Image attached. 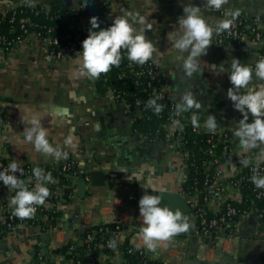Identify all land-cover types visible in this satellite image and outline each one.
<instances>
[{"label":"crops","instance_id":"0c3cea01","mask_svg":"<svg viewBox=\"0 0 264 264\" xmlns=\"http://www.w3.org/2000/svg\"><path fill=\"white\" fill-rule=\"evenodd\" d=\"M20 1L25 0H0V10ZM35 2L52 6L75 4V0ZM191 2L202 7L204 0ZM112 3L107 10L112 22L115 16L122 15L124 11L139 12L141 15L152 13L148 18L154 21V25L145 35L158 49L153 59L160 65L167 80L169 94L179 100L186 90L193 91L201 103L197 112L199 122L204 124L209 114L215 115L218 125L233 134L235 122L243 117L227 97V90L232 85L229 72L220 73V65L223 64L225 69L230 68L231 60L235 57L254 67L259 58L257 50L249 44L212 41L207 54L200 58L199 71L189 78L184 75L181 62L177 60L180 53L171 48L167 38V34L177 26L178 17L183 14L182 5L188 0H112ZM229 8L264 18V0H229L219 11L202 7V13L214 25ZM135 27L139 28L140 25L136 24ZM77 56L70 54L56 59L43 52L40 44L34 40H25L12 52L0 50V129L4 122L10 125L11 159L18 160L20 166L41 167L45 174L58 171V176H53V180L61 183L63 158L56 159L39 153L25 141L23 132L26 125L21 119L22 112L39 113L43 126L48 130L50 143L73 159L75 169L82 173L101 169L108 176L106 186L92 185L88 178L84 188L79 185L80 176L74 198L60 206L53 204L58 209L56 214L59 219L49 221V224L56 223L63 227L41 234L30 226H24L19 233L1 238L0 264H81L82 257H73L68 250L69 244L81 247L86 242V226L81 222L93 228L101 221H110L119 213L122 214V229L111 236L117 242L116 247H97L94 255L96 264H122L126 258V246L141 245V197L145 193L159 195L161 191L178 192L183 196V156L173 150L169 141L145 139L136 131L134 114L125 104L109 99L106 91L101 92L99 80L95 82V79L78 74ZM211 64L217 65L215 73L211 72ZM253 82H257L255 76ZM191 115V110L186 112L190 122ZM252 119L249 114V122ZM69 134L75 137L74 147L64 145ZM235 138L237 161L245 155L254 158L260 151V148H255L243 153L239 139ZM3 143L4 138L0 133L1 154ZM235 164L232 163L233 166ZM10 196L11 191L0 186V200L6 201ZM162 203L168 206L166 199ZM183 215L189 219V230L161 243L157 250H163L161 259L166 256L168 260L154 262L264 264V223L259 222L255 214L244 221L238 230L235 255L218 254L212 241L196 232L191 212ZM47 233L50 234L48 245L44 242ZM63 247H67L66 251L58 252Z\"/></svg>","mask_w":264,"mask_h":264},{"label":"built area","instance_id":"2783aa9c","mask_svg":"<svg viewBox=\"0 0 264 264\" xmlns=\"http://www.w3.org/2000/svg\"><path fill=\"white\" fill-rule=\"evenodd\" d=\"M106 4L108 10L113 5L112 0H104L102 5ZM63 5L70 7L68 13L74 16H82V24L78 28L72 25L70 27L71 31L54 32L53 27L40 24L31 16V13L35 15H39L41 12L49 14L52 11V5L35 2V6H28L25 1H20L19 3L9 4L1 9L0 26L7 16L10 15V10H13V12L9 21L15 22L18 19V26L10 27L8 30L9 34L0 31V50L12 52L17 50L25 40H34L40 44L43 52L56 59H63L70 54L79 55V52L82 51V42L89 35L90 19L94 16L93 9L86 0H75L74 5ZM19 14L22 17H19ZM52 18L62 20L65 16L57 14L52 16ZM212 41L218 43L234 42L237 44H249L257 50L259 57H264V18L240 13L233 21L231 29L219 35L214 33ZM122 53L127 55L126 50L122 49ZM100 77L95 79V82ZM119 79L133 81L139 91L147 94L146 103L150 98H158L157 103L162 105V113L166 111V123L168 125L165 128L167 131L166 140L169 141V145L175 152L183 156V169L185 171L183 184L190 180L192 167H197L198 165V169H196L197 174H201L202 176L200 184L196 182L191 187V191L183 189L182 192L186 203L190 207L196 232L204 238L210 239L218 254L235 255L237 253H235L237 238L239 237L238 230L242 223L252 214L257 216L259 222L264 223V188H257L251 180L253 167L255 166L253 156L245 155L237 161L236 138L234 134L220 125H217L216 130L211 132L203 127L201 123V127H193V131L200 137V144L193 151L187 148L184 141L185 133L182 131L176 132L173 128L184 127L187 124H191V122L188 120L186 112L179 116L176 115L175 105L179 100L169 94L167 80L162 74L160 65L154 59L144 65H139L128 60L127 64L120 69ZM105 94L109 99L125 104L126 108L134 114V122L139 118H152L151 115H147L145 112L147 109L146 105H138L136 109L132 110L128 103L121 101L122 94H126V96L130 95L131 98L140 101L141 99L137 96L136 92L124 93L109 85L106 88ZM162 113L160 112L158 116H161ZM175 120L180 121V126L174 124ZM9 128L10 125L4 122L0 129V133L4 138L1 150L2 154L0 153V170L6 168L13 161L10 154L12 139L9 136ZM135 130L138 131L136 128ZM159 133L160 129L157 130V134ZM141 135L145 139H148L147 136ZM197 152L203 153L204 159H198ZM243 159H249L250 164L245 166L242 163ZM233 162H236L234 166L232 165ZM20 167L23 168L24 174L19 178L24 180L30 189L33 188L35 186L33 169L37 166L24 164ZM259 170L260 174L264 175V163L259 165ZM81 174V170L74 168V161L70 156L63 158L60 175L69 182L68 190L65 191L62 183L54 180L53 183L47 184L50 195L44 205L36 206V212L30 218L21 219L13 214L11 196L6 201L0 200V240L1 238L19 233L24 226H30L41 234L49 230L46 223L57 220V218L59 219L56 214L58 209L54 208L53 204L60 206L63 202H68L74 198L77 180ZM17 175L19 176V173ZM30 178H32V183H29ZM0 186L10 190L2 181H0ZM11 193L12 196L15 195L14 191H11ZM235 203H240L244 206L239 207ZM42 206L50 209L52 216L38 214L42 210ZM81 223L88 229L85 235V253L87 254V258L82 259L81 264H96L97 258L94 255V251L97 247L105 248V246H108L109 241L112 240L111 234L116 232L115 229L112 230L109 226L119 229L122 224V214L119 213L110 221H101V223L93 228L87 226L88 224L84 221ZM97 232H105L104 234L108 235V237L106 239L104 237L100 243L94 244ZM68 250L73 257L81 256L75 244H69ZM159 251L156 249L153 252L143 246L130 245L125 251V256L127 254H137L140 257L139 264H152L154 260L161 262L168 260L166 256L161 259L163 250ZM39 256L42 258V253ZM127 261L126 257L122 264H129ZM172 262L174 263V261Z\"/></svg>","mask_w":264,"mask_h":264},{"label":"clouds","instance_id":"9594fccd","mask_svg":"<svg viewBox=\"0 0 264 264\" xmlns=\"http://www.w3.org/2000/svg\"><path fill=\"white\" fill-rule=\"evenodd\" d=\"M28 6H35V0H25ZM229 0H204L203 8L206 10L219 11ZM183 14L178 17L177 26L167 34L171 48L180 55L177 60L181 62L183 73L186 77H192L199 71L200 58L206 55L212 44L214 33L221 34L230 30L233 21L239 16V10L226 9L223 18L217 20L213 26L205 19L202 7L192 3L183 4ZM148 15L139 12L124 11L122 15L114 17L111 26L101 28L99 18L91 17L89 35L82 42V51L77 56L79 64L78 74L92 79H98L101 74L108 73L113 66L118 67L122 60V49L127 52V59L139 65H144L153 59L158 51L151 40L146 38L145 32L152 29L154 21L149 20ZM139 24L140 27H135ZM99 29V30H97ZM187 54V55H185ZM211 72L215 73L217 65H209ZM229 72L231 87L227 90V97L232 101L236 110L242 113V119L235 122L233 134L239 139V146L243 153L260 148L253 158L252 183L257 188H264V175L260 174L259 165L264 163V57H259L254 64L242 63L240 59L233 58L230 68L225 69L220 65V73ZM255 76L257 82H253ZM244 91H241V90ZM158 98H150L146 107L153 108L156 114L162 111V105L157 103ZM201 103L196 99L193 91L186 90L175 105L177 116L184 112L192 111L191 124L194 128L201 127L198 110ZM249 114L253 117L249 122ZM22 121L26 127L23 132L25 141L34 146L35 150L56 159L66 156L59 147L54 146L48 139V130L43 126L42 117L39 113L22 112ZM174 124L180 126V121ZM215 115L209 114L204 121L203 127L208 131L217 128ZM64 145L75 146V137L69 134ZM245 166L250 164L249 159H243ZM19 173V176L17 175ZM24 170L18 160L13 161L3 170H0V181L3 182L15 195L11 196L13 214L21 219L30 218L36 212V206L44 205L50 195L47 184L53 183L52 174H45L43 169L35 167L33 178L35 186L29 188L24 180ZM32 183V178L29 179ZM154 192V190L152 189ZM162 197L145 193L139 200L140 216L143 218L139 230L141 245L149 251H156L161 243L169 241L173 236L185 233L190 228L188 217L184 216L180 209H172L162 206ZM116 240L109 241L108 247L114 249Z\"/></svg>","mask_w":264,"mask_h":264},{"label":"trees","instance_id":"16d2710c","mask_svg":"<svg viewBox=\"0 0 264 264\" xmlns=\"http://www.w3.org/2000/svg\"><path fill=\"white\" fill-rule=\"evenodd\" d=\"M88 4H90V6L93 9V13L94 16L99 18L100 21V26L101 28H106L111 26V24L113 23L112 21H110L107 17V4L106 5H102L104 0H86ZM69 6L67 5H54L52 6V11L47 14L45 12H41L39 15H35L34 13H31V16L33 17V19L35 21H37L40 24H45L48 27H53L54 28V32H60L63 30H67V31H71L70 27L72 25L77 26V28L82 24V16H74L70 13H68L69 11ZM13 10H10L9 14L6 18V20L2 23V25L0 26V31L2 33H8V30L10 27L12 26H18L17 20L15 22H10L9 18L12 14ZM57 14H63L65 16L64 19L60 20L57 18H52V16H55ZM19 17H22L20 14L18 15ZM91 28V24L89 26ZM99 30V29H97ZM9 34V33H8ZM122 51V50H121ZM128 62L127 59V55L122 53V60L121 63L118 67L113 66L111 68V70L106 73V74H101V77L99 79L98 82V87L99 90L102 91H106V88L111 85L114 88L121 90L122 92H126V93H132V92H136L137 96L141 99L140 101H136L135 98H131L130 95L126 96V94H122V98L121 101H125L126 103H128L130 105V108L132 110L136 109V107L138 105L143 106L146 105L147 103L145 102V100L147 99V94L144 92L139 91L133 81H124V80H120L119 79V72L121 67L125 66ZM140 103V104H139ZM161 105V104H160ZM165 110V109H164ZM146 114L147 115H151L152 118L151 119H146V118H139L138 120H136L135 122V128L139 131V133L143 134L144 136H147L148 139H152L154 140H166V134L167 131L165 130V128L168 126L166 123V111L162 113L161 111V116H158V114L155 113L153 108H148L146 109ZM160 129V133L157 134V130ZM176 132L178 131H182L185 133V143H186V147L190 148V150H196L197 145L200 144V137L198 134H196L193 131V126L192 124H187L184 127H174L173 128ZM203 153L201 152H197V158L204 159V156L202 155ZM198 169V165L197 167H192V171L190 174V180H188L186 183L183 184V189L185 191H191L192 190V186L194 184H196V182L198 184L201 183L202 181V176L201 174H197V170ZM52 174V177L57 175L58 176V171H51L50 172ZM61 179V178H60ZM61 183L63 185V187L65 188V191L68 190V185L69 182L65 179H61ZM235 205H238L239 207H243V204L240 203H235ZM38 214H47L52 216V212H50V209H47L45 206H42V210L38 212ZM46 226L48 229H56L59 227H63V225H57L56 223H50L49 221L46 223ZM112 230L115 229V231H118L122 228L116 229L114 226H109ZM85 231H88V229H86ZM105 232H97L96 236H95V240H94V244L100 243L101 240L105 239L108 237V235L104 234ZM110 235V234H109ZM113 236H115L114 234H111ZM110 235V236H111ZM129 246L127 245L125 248V251L127 250ZM78 251L81 254L82 259H86L87 258V254L85 253V249H86V244L82 245L81 247H77ZM127 263L129 264H139L140 263V257L137 254H127ZM152 264H159L158 262H152Z\"/></svg>","mask_w":264,"mask_h":264},{"label":"water","instance_id":"95a60500","mask_svg":"<svg viewBox=\"0 0 264 264\" xmlns=\"http://www.w3.org/2000/svg\"><path fill=\"white\" fill-rule=\"evenodd\" d=\"M88 178H90L91 184L95 186H106L107 185V174L101 170V169H93L89 172H84L81 174L80 177V187L84 188L86 185ZM159 196L162 197V201L166 199V202L168 203V206L172 209H180L182 214L185 212L190 211L189 205L186 203L183 196L178 192H163L161 191L159 193ZM162 203V202H161ZM164 203H162V206ZM50 237V234H46V238L44 239V242L48 245V238ZM67 247H63L62 249L58 250V252H65ZM45 250H47V247L45 246Z\"/></svg>","mask_w":264,"mask_h":264}]
</instances>
